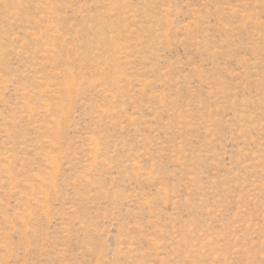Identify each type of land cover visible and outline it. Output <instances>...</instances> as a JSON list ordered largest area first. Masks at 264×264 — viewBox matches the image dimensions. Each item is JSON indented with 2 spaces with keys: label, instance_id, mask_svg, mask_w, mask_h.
Segmentation results:
<instances>
[{
  "label": "rangeland",
  "instance_id": "1",
  "mask_svg": "<svg viewBox=\"0 0 264 264\" xmlns=\"http://www.w3.org/2000/svg\"><path fill=\"white\" fill-rule=\"evenodd\" d=\"M0 264H264V0H0Z\"/></svg>",
  "mask_w": 264,
  "mask_h": 264
}]
</instances>
